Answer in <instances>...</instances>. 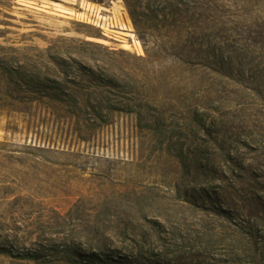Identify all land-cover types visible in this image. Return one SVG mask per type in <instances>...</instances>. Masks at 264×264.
<instances>
[{
	"label": "rangeland",
	"instance_id": "374dc122",
	"mask_svg": "<svg viewBox=\"0 0 264 264\" xmlns=\"http://www.w3.org/2000/svg\"><path fill=\"white\" fill-rule=\"evenodd\" d=\"M26 1L0 0V264L105 245L128 264H253L264 0Z\"/></svg>",
	"mask_w": 264,
	"mask_h": 264
},
{
	"label": "trees",
	"instance_id": "16d2710c",
	"mask_svg": "<svg viewBox=\"0 0 264 264\" xmlns=\"http://www.w3.org/2000/svg\"><path fill=\"white\" fill-rule=\"evenodd\" d=\"M98 3L103 4V2L101 1H99ZM28 86L33 87V90H34L33 93H39V92L49 93L50 96L49 95L47 96L49 99L51 98L56 99V100L61 99L56 89H52V87H49V85H46L42 83L41 81L40 83H38L37 87H35L36 83L34 82H32ZM48 90L52 91V93L48 92ZM250 239L252 240L251 244L253 246V247H250V249L252 250V255H253V258H252L253 264H264V252H263L262 258L261 257L259 258V250H260L259 248L261 246H264V235H261L260 233H258L257 235L252 234L250 235ZM56 249L58 250L57 252L65 253V251H60L59 246ZM102 250H103L102 253L99 255L95 254L94 252H91L89 255L86 256L89 264H128L129 263L128 258L116 257V255L114 254L115 251L112 249L111 246L105 245V247H103ZM1 252L3 254L13 256L12 251H9V249L7 248H1ZM68 252L71 254H75L77 256L79 255V252L76 250L68 251ZM16 256H17L16 257L17 259L29 260V261H34V262H39L41 261V258H42L40 253H37V252L17 254Z\"/></svg>",
	"mask_w": 264,
	"mask_h": 264
},
{
	"label": "crops",
	"instance_id": "0c3cea01",
	"mask_svg": "<svg viewBox=\"0 0 264 264\" xmlns=\"http://www.w3.org/2000/svg\"><path fill=\"white\" fill-rule=\"evenodd\" d=\"M18 2H23V3H19V5H21L22 9H26V8H29V9H37L36 7L34 6H31V5H28L27 3H29L28 1L26 0H17Z\"/></svg>",
	"mask_w": 264,
	"mask_h": 264
},
{
	"label": "bare ground",
	"instance_id": "6f19581e",
	"mask_svg": "<svg viewBox=\"0 0 264 264\" xmlns=\"http://www.w3.org/2000/svg\"><path fill=\"white\" fill-rule=\"evenodd\" d=\"M134 43L137 44V45H140L139 42H137V41H134ZM135 44H134V45H135ZM129 48H130V47H129ZM124 49L127 50V49H128V46H124Z\"/></svg>",
	"mask_w": 264,
	"mask_h": 264
}]
</instances>
